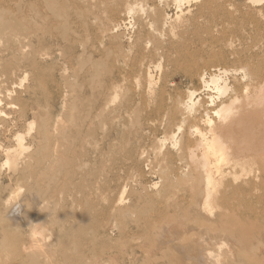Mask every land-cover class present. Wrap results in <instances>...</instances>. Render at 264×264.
Listing matches in <instances>:
<instances>
[{"label":"bare ground","instance_id":"6f19581e","mask_svg":"<svg viewBox=\"0 0 264 264\" xmlns=\"http://www.w3.org/2000/svg\"><path fill=\"white\" fill-rule=\"evenodd\" d=\"M96 1L117 38H126L123 24L140 26L156 38L148 39L156 52L165 36L177 35V25L194 18L184 4L200 0H174V18L160 7L164 0H152L147 15L128 23L117 17V5L132 19L146 0ZM225 1L206 0L204 7ZM244 1L264 13V0ZM6 3L0 0V8ZM76 5L23 0L19 9L45 7L60 17ZM225 45L233 47V40ZM29 46L21 41V53H0V264H264V59L243 65L230 53L241 62L230 69L225 53H167L176 73L193 84L176 94L170 67L139 61L135 70L147 67L135 74L134 91L144 86L149 105L160 102L129 127L133 100H115L125 89L118 76L129 68L128 54L117 64L113 57L112 83L81 98L64 71L63 85L44 80L39 60L47 53H25ZM123 136V165L107 173L105 188L104 171L88 166ZM146 175L158 180L146 182ZM146 207L151 212L140 215ZM90 213L93 230L84 236L76 221Z\"/></svg>","mask_w":264,"mask_h":264},{"label":"rangeland","instance_id":"374dc122","mask_svg":"<svg viewBox=\"0 0 264 264\" xmlns=\"http://www.w3.org/2000/svg\"><path fill=\"white\" fill-rule=\"evenodd\" d=\"M6 1L7 3L5 8H0V53H21L18 49V44L21 41H26L30 46L25 53H47L45 59L39 60V70L41 75H44V80L47 81L49 77H52L51 79H53L54 82H58L63 85V82L66 80L61 78V72L64 71L67 75L65 77L68 79V84H72L73 87L75 86L74 84H76V88H73L75 91L74 93L81 98H84V95H87L88 93H99V91L102 89L104 90V87H106L109 83H112L114 78L110 80V78L113 77V73L110 74V71L115 66L114 58L116 59L117 64L118 57L126 56L128 54L126 57H128L130 62L129 68L125 69L126 71L122 70L118 76L120 84L121 82L124 84L120 85V89H125H119L120 94L122 97L124 96V98L119 95V97L115 100H117V103H120V101L125 103L127 101L125 98H128V100L131 101L133 100L132 107L130 108V113L133 116L129 115L127 119L130 120L126 119V123L129 127L131 123L133 124V122L129 121L136 120L137 113H142L144 115L146 112L153 109L158 102H160L156 101L155 105L154 103L149 105L150 102L148 101L147 96H145L142 92V87H144L142 86V83L141 89H138L137 86L136 92L134 91V86L137 85L134 79L135 74L139 71L144 73L147 67L145 66V68L143 67L135 70L134 65H137L139 61L144 60L145 62H150V59H152L154 64L161 61L162 70H165L167 66L170 67L169 78L173 81L172 83H174L172 86L173 93L176 94V92H183L187 87L192 86L193 84L189 82V79L176 73L175 65L169 57V55H171L170 53H208L206 54L207 56L213 53H225L232 57L229 62H226V67L230 69L239 67L241 62L243 65H247V63L252 64L257 62L259 59H264V13L256 12L254 6L245 5L244 0H227L220 4V7L213 5L208 8L204 7L209 6L205 4L206 0H200L199 2L192 1L190 5L187 3L184 4V7L186 8L191 7L192 11L190 16L191 14H194V18H190L187 23L177 25L175 28L177 35L175 37L169 35L165 36L167 39L163 40V48L156 52H153V46L156 38L152 33H146L144 32L145 30H141L140 26L130 28L129 25L123 24L122 29H120L119 32H125L124 35H126V38H117L116 35L118 33L111 30L113 25L107 21L104 12L106 9H104V5L101 1L78 0L79 2L77 3L75 0L77 8L72 7L69 8V10H65V13L60 17H55L52 14V10L45 7H41L38 11L25 8L23 14L19 9L23 0ZM173 1L174 0H168L167 2V0H164L160 7H162L165 12H168L174 18L177 12V5ZM144 5V12L137 11L135 13V17H132V19L129 15L124 14L123 7L119 8L122 6L120 4L117 5V9V6L115 7L116 10L114 9V12H117V17L123 18L125 23H128L130 20L138 21L142 15H147L148 11L155 6L152 0H146ZM262 7H264V4L261 5V8ZM75 12H77V14ZM105 28H108L109 30L104 35L101 33L103 32L101 30H104ZM137 32L139 34L142 33L140 38ZM148 39H153L152 41H154L150 42V47L148 46ZM230 39L233 40V47L225 45V41ZM142 45H144V47H142ZM147 46L150 49H148ZM109 53H111V55ZM230 53L239 55V60L241 62L235 61L233 59L234 56ZM153 54L155 55L153 56ZM143 55H146L144 59L142 58L144 57ZM150 56H152V58ZM131 68L133 70H131ZM154 72L156 75L160 74L159 70H154ZM110 75L112 76L110 77ZM127 76L129 79L125 80ZM73 79L75 82H72ZM130 79L131 81H129ZM61 80L62 82H60ZM46 81H43V83H46ZM141 82L144 83L145 81L142 79ZM80 88H82V91ZM127 88H129L130 92H128ZM81 92H84L85 94ZM137 92H140L141 95L139 93L136 94ZM112 96L113 95L108 94L104 95L105 98H112ZM80 97H77V99H81ZM144 97H146V99ZM147 102L148 106H146ZM138 103H141V106L137 105ZM135 105L137 108H135ZM149 107L152 108L150 109ZM105 120L106 118L104 121ZM109 125L110 123L108 124V127ZM96 137L99 138V135ZM122 138L123 139H119V141H117L113 146L115 148H106L102 153V156H99L96 160V164L90 163L88 166V171L93 170L95 173H99L102 170L104 171L103 178L105 188H107L110 184L105 180L107 173L110 175L117 168H119L120 165H123L124 155L126 152L121 151L120 149L122 148L124 142L126 146V141L123 140L127 137L123 136ZM148 143H150V141H148ZM103 168H105V170ZM120 174L122 175V172H120ZM146 176H148V178ZM146 176L144 179L145 181L148 179L146 182L150 183L158 180L150 175ZM91 177L92 178H89L93 179L92 174ZM115 185L116 182L113 181L112 187H115ZM112 187L110 191H107V193L109 195L113 194L114 196L116 189H113ZM113 196L109 198V201L114 199ZM85 202L86 200L81 203L82 207H86ZM89 203H92V201H89ZM140 210L142 211V213L140 211V215H144L147 211L148 213L149 211L151 212V208L149 207L141 208ZM104 215H106V212ZM86 216L87 217L84 219V222L79 220L76 221L77 225L81 224L82 226H85L83 232H80L83 233L84 236L93 230V215L90 213L86 214ZM106 218H108V216ZM113 238L115 239L116 236ZM68 239L71 242L74 241L72 236ZM82 241L87 242V244L90 242L88 239H83ZM111 242L114 243L115 241L111 240Z\"/></svg>","mask_w":264,"mask_h":264}]
</instances>
